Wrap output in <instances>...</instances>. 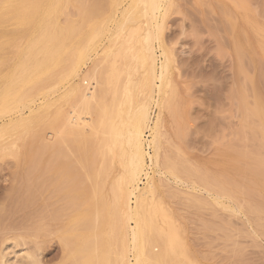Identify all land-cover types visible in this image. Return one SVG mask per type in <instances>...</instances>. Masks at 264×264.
<instances>
[{
    "label": "rangeland",
    "instance_id": "1",
    "mask_svg": "<svg viewBox=\"0 0 264 264\" xmlns=\"http://www.w3.org/2000/svg\"><path fill=\"white\" fill-rule=\"evenodd\" d=\"M77 1L63 0L55 17L62 23L67 18L80 21L88 5L80 10ZM105 1L98 2L104 9L110 0ZM41 7H33L27 22L16 13L0 18V75L41 29ZM164 24L160 41L172 56V92L163 115V157L182 170L184 184L167 175L166 180L158 175L155 179L186 254L170 256L166 264H264V170L252 167L254 155H263L258 140L264 130L247 111L259 101L264 113V0H172ZM110 63L104 57L95 60L101 72ZM64 69L59 65L47 76H60ZM40 79L37 90L46 85L47 77ZM62 91L47 97L54 99ZM42 101L36 98L32 108ZM43 120L0 147V256L16 245V250L38 253L40 264H80L74 249L81 226L71 229L85 213L79 198L77 210L65 196L57 199L48 190L49 130ZM72 168L68 177L79 188L91 187L82 183L84 170ZM71 212L73 219L67 216Z\"/></svg>",
    "mask_w": 264,
    "mask_h": 264
},
{
    "label": "bare ground",
    "instance_id": "2",
    "mask_svg": "<svg viewBox=\"0 0 264 264\" xmlns=\"http://www.w3.org/2000/svg\"><path fill=\"white\" fill-rule=\"evenodd\" d=\"M78 1L80 10L88 5L86 15L80 21L67 18L62 23L55 15L63 0H0V18L16 13L21 21L28 19L37 3L42 4L41 29L0 75L4 79L0 83V147L6 148L15 136L45 120L48 190L57 199L65 196L73 208L80 204L85 213L71 229L81 226L76 229L81 234H75L74 249L80 264H166L170 256H186L155 179L158 175L166 180L167 175L184 184L179 177L182 170L163 157L172 56L160 37L172 0H110L106 10L99 0L97 4ZM100 57L110 59L107 71L98 70L95 60ZM59 65L65 67L60 76H47ZM42 76L47 77L46 85L37 90L35 83ZM38 97L42 103L32 108ZM24 110L29 111L27 116ZM247 111L264 130L259 101ZM258 146L263 155L259 151L254 155L252 167L264 170V132ZM71 164L84 170L82 183L91 187L79 188L77 180L68 177L74 170ZM67 216L72 218V212ZM62 246H68L67 238ZM17 248L8 246L0 264H40L38 251L35 255Z\"/></svg>",
    "mask_w": 264,
    "mask_h": 264
}]
</instances>
